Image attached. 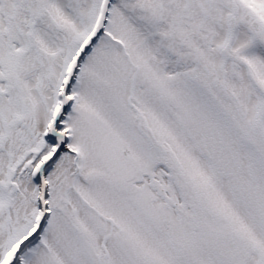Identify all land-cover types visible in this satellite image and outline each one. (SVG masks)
Instances as JSON below:
<instances>
[{
  "label": "snow or ice",
  "instance_id": "snow-or-ice-1",
  "mask_svg": "<svg viewBox=\"0 0 264 264\" xmlns=\"http://www.w3.org/2000/svg\"><path fill=\"white\" fill-rule=\"evenodd\" d=\"M0 264H264V0H0Z\"/></svg>",
  "mask_w": 264,
  "mask_h": 264
}]
</instances>
